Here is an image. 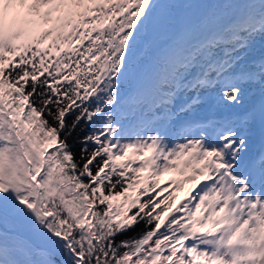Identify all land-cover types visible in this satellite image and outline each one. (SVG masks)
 Here are the masks:
<instances>
[{"label":"snow or ice","instance_id":"snow-or-ice-1","mask_svg":"<svg viewBox=\"0 0 264 264\" xmlns=\"http://www.w3.org/2000/svg\"><path fill=\"white\" fill-rule=\"evenodd\" d=\"M258 43L264 0H0V264H264Z\"/></svg>","mask_w":264,"mask_h":264},{"label":"bare ground","instance_id":"bare-ground-1","mask_svg":"<svg viewBox=\"0 0 264 264\" xmlns=\"http://www.w3.org/2000/svg\"><path fill=\"white\" fill-rule=\"evenodd\" d=\"M261 46L260 44L258 43L257 46H256V50L260 49ZM248 103V101L246 100V104ZM219 112V109H217L215 106H214V103H209V104H205L203 106H201L198 111L196 112L195 114V117L196 119H201V118H204L205 116H213L214 114H218ZM169 181V180H167ZM165 183V182H164ZM163 183V184H164Z\"/></svg>","mask_w":264,"mask_h":264},{"label":"rangeland","instance_id":"rangeland-1","mask_svg":"<svg viewBox=\"0 0 264 264\" xmlns=\"http://www.w3.org/2000/svg\"><path fill=\"white\" fill-rule=\"evenodd\" d=\"M170 179H171L170 176H166V177L163 179V181L161 182V184L163 185V183H164L165 181L170 180ZM165 195H167V193H165ZM182 195H183V194L181 193V194L178 196V198L181 197Z\"/></svg>","mask_w":264,"mask_h":264},{"label":"trees","instance_id":"trees-1","mask_svg":"<svg viewBox=\"0 0 264 264\" xmlns=\"http://www.w3.org/2000/svg\"><path fill=\"white\" fill-rule=\"evenodd\" d=\"M163 179H164V177L162 178V180H163ZM162 180H161V181H162ZM178 194H179V193H177L176 195L178 196Z\"/></svg>","mask_w":264,"mask_h":264}]
</instances>
